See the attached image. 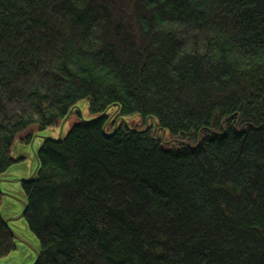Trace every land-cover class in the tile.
Listing matches in <instances>:
<instances>
[{
	"label": "trees",
	"instance_id": "16d2710c",
	"mask_svg": "<svg viewBox=\"0 0 264 264\" xmlns=\"http://www.w3.org/2000/svg\"><path fill=\"white\" fill-rule=\"evenodd\" d=\"M84 100L21 184L38 264H264V0H0V175Z\"/></svg>",
	"mask_w": 264,
	"mask_h": 264
},
{
	"label": "rangeland",
	"instance_id": "374dc122",
	"mask_svg": "<svg viewBox=\"0 0 264 264\" xmlns=\"http://www.w3.org/2000/svg\"><path fill=\"white\" fill-rule=\"evenodd\" d=\"M81 110L80 118L81 120H94L96 119V116H93L90 114L88 110L89 102L88 100H84L77 104ZM73 121L68 120L67 123L64 125L63 132L64 136L68 133L67 131L72 126ZM61 129L60 127H53L45 129L41 132H38L37 134H40L35 141L34 146L31 145V143L26 144L24 142L17 141L13 146L12 154L16 159V162L11 166V168L2 173L7 174L9 178L17 177V178H28L32 171L35 168V161H36V155L34 150H38V148L42 145V141L44 139V136L49 137H56L58 138L61 135ZM25 156V158H22L21 160H18L17 158H20ZM1 174V175H2ZM1 186L8 188L11 187V185L7 182H2ZM15 189L16 195L18 198H24L25 192L24 189L21 186V183L15 182V186L13 187ZM12 188V189H13ZM3 203L0 208L4 211V214L13 216L16 213H19L22 211V205L19 199L16 198H9L3 196ZM1 210V211H2ZM12 225L14 228H16L18 231L21 232V234L27 238L29 241H31L35 246L38 245L40 241H38V238L35 236V234L27 228L26 220L19 219L14 220L12 222ZM19 247L16 248V250L12 251V254H9L5 256V258L0 259V264H31L35 259V252H33V249L29 245H25L23 243L18 242Z\"/></svg>",
	"mask_w": 264,
	"mask_h": 264
},
{
	"label": "water",
	"instance_id": "95a60500",
	"mask_svg": "<svg viewBox=\"0 0 264 264\" xmlns=\"http://www.w3.org/2000/svg\"><path fill=\"white\" fill-rule=\"evenodd\" d=\"M118 108L117 107V111H118ZM74 109L78 110L80 113H81V110L79 108V106H74V108H72L70 110V112L66 115V117L64 118V120L62 121L61 123V126H62V129H61V135L56 138V137H49V136H44V139H51V140H55V141H61L63 140L64 138V132H63V128H64V125L67 123V121L69 120L71 114L74 112ZM109 110V109H108ZM108 110H106V112H104L102 115L96 117V119H100L102 118L103 116L106 115V113L108 112ZM117 111L115 113H117ZM114 113V114H115ZM113 114V115H114ZM94 119V120H96ZM86 121H94V120H87L85 119ZM83 120V121H85ZM40 136V134H37L35 133L33 138H32V141H31V145L34 146V141L35 139ZM42 144V143H41ZM15 146V145H14ZM42 146V145H41ZM41 146L38 148V150H34L35 151V155H36V161H35V168L34 170L32 171L31 175L28 177V178H17V177H13V178H9L7 176V174H2L0 175V193L2 196H5V197H9V198H16V199H19L20 202H21V205H22V211H20L19 213H16L14 214L13 216H10V215H7V214H4V211L2 210L1 211V219L2 221L5 223L6 227L8 228V230L11 232L13 238L15 239V242H16V248L19 247L18 245V242L20 243H23V244H27L29 245L32 249H33V252H35V259L34 261L31 263V264H38L39 263V260L41 258V255H42V248H41V243L39 242L37 246H35L31 241H29L27 238H25L20 231H18L16 228H14V226L12 225V222H14V220H19V219H24L25 220V216H26V213L28 212V207H29V198L25 192V189H24V192H25V195H24V198H18L17 195H16V192H15V189L13 188L15 186V182H19L21 184H24V182H32L36 179V176L38 174V171L40 169V158H39V149L41 148ZM22 158H25V156L22 155V157L20 158H17L18 160H21ZM2 182H7L11 185V187H8V188H5L3 186H1ZM13 188V189H12ZM26 224H27V228H29V225H28V222L26 220ZM30 229V228H29ZM39 241V240H38ZM13 253V252H12ZM11 253V254H12Z\"/></svg>",
	"mask_w": 264,
	"mask_h": 264
}]
</instances>
